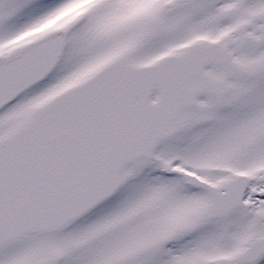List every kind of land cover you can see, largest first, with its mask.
Masks as SVG:
<instances>
[{
    "label": "snow or ice",
    "instance_id": "snow-or-ice-1",
    "mask_svg": "<svg viewBox=\"0 0 264 264\" xmlns=\"http://www.w3.org/2000/svg\"><path fill=\"white\" fill-rule=\"evenodd\" d=\"M0 264H264V0H0Z\"/></svg>",
    "mask_w": 264,
    "mask_h": 264
}]
</instances>
